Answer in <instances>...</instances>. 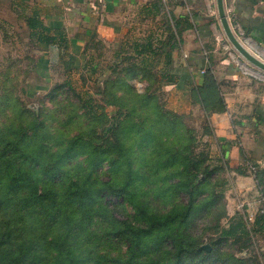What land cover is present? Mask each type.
<instances>
[{
	"label": "rangeland",
	"instance_id": "rangeland-1",
	"mask_svg": "<svg viewBox=\"0 0 264 264\" xmlns=\"http://www.w3.org/2000/svg\"><path fill=\"white\" fill-rule=\"evenodd\" d=\"M150 21L154 24L161 19ZM3 35L0 31V104H4L0 109V122L8 119L6 123H9L14 115L18 117L22 110L27 111L20 121L28 124L35 118L43 122V137L47 139L48 135L54 141L53 152L66 149L71 141L80 137V141L86 143L85 154L78 157L76 165L85 166L84 162L91 164L99 160L100 180L106 182L112 178L116 188L127 184L132 194L129 202L121 198L112 200L115 206L108 210L118 222L137 219L134 205L139 203L142 206L145 198L149 201L145 208L150 214L160 216L169 211L182 212L190 203L189 193L194 192V206L186 227L155 233L153 239H147L134 264L143 261L151 264L153 260L162 264L175 262V252L169 242H164L163 234L172 235L174 238L171 239L178 241V245L183 244V239L192 243L196 241L201 246L212 244L214 252L203 264H264L263 235L251 239L242 237L236 241L219 237L217 222L220 226H227L236 214L242 215V207L232 189V174L226 171V162L221 157V144L212 137L208 113L204 108L193 107L195 103L190 94L182 95L178 106L177 95L163 88L160 76L166 73L167 66L161 61L164 53L158 40L159 32L152 34L154 44L148 48L149 58L141 54L134 56L131 51L124 50L117 58L112 59L111 54L105 53L102 59V52L97 54L94 44L91 59L84 66L71 71L56 68L55 77L49 80L32 77V64L19 57L21 47L11 43V38H2ZM240 59L245 63L242 67L245 72L258 78L262 75L260 79H263V72ZM169 152L177 155V161L171 165L168 163ZM163 163L164 167L157 171ZM141 166L147 169L137 175ZM205 170L211 174H204ZM157 172L160 173L158 178L155 177ZM142 174L145 178H141ZM181 183L185 186L179 190ZM14 220L6 219L15 223ZM103 226L105 223L100 227ZM3 229L0 228V232ZM108 234L102 228L94 237L108 239L104 237ZM29 235L36 240L46 239L45 251L53 254L49 244L56 236L53 230H33ZM92 237L85 234L83 239L87 241ZM18 245L19 239L15 237L2 248V264H18L15 260L9 262L19 258L12 252ZM10 247H13L11 251ZM89 250L94 254L87 255L88 264H97V257L102 253L121 260L130 256L125 245L114 252L108 245ZM183 260L187 262L189 259L185 257ZM56 262L51 258L47 263L28 264ZM101 264L117 262L109 260L101 261Z\"/></svg>",
	"mask_w": 264,
	"mask_h": 264
},
{
	"label": "crops",
	"instance_id": "crops-1",
	"mask_svg": "<svg viewBox=\"0 0 264 264\" xmlns=\"http://www.w3.org/2000/svg\"><path fill=\"white\" fill-rule=\"evenodd\" d=\"M224 7L237 39L264 60V0H224ZM154 18L161 21L153 24ZM0 31L21 47L19 57L32 64L31 76L48 80L65 64L84 66L94 44L102 59L124 50L149 58L152 34L159 32L167 66L160 76L163 88L177 95L178 106L190 94L193 107L202 110V93L219 96L220 103L205 100L212 137L221 144L242 215L252 226L261 216L264 77L242 68L223 33L216 0H0ZM259 235L264 237V227Z\"/></svg>",
	"mask_w": 264,
	"mask_h": 264
},
{
	"label": "trees",
	"instance_id": "trees-1",
	"mask_svg": "<svg viewBox=\"0 0 264 264\" xmlns=\"http://www.w3.org/2000/svg\"><path fill=\"white\" fill-rule=\"evenodd\" d=\"M63 69L71 71L75 68L65 64ZM212 95L210 93L200 95V102L207 113L209 112L205 101L207 97L215 104L221 102L218 95L214 97ZM3 106L4 104H0V109ZM26 112L22 110L20 116L14 115L9 123H6L8 119L0 122V228H4V231L0 232V254L2 248L15 237L19 239L18 247L12 251L19 258L11 259L9 262L15 260L18 264L47 263L53 258L57 260L55 264H88L87 255L94 254V251L89 249L108 245L113 250L111 252H114L125 245L127 253L130 254L129 258L121 260L109 253L106 255L102 253V256L97 257L99 259L97 264L109 260H115L117 264L118 262L134 264L133 261L140 252L142 253L147 239H153L155 233L161 234L173 228L180 230L186 227L194 206L192 200L194 192L189 193L190 203L182 212L169 211L160 216L150 214L145 208V205H149L145 198L146 202L143 201L142 206L139 203L134 205L137 219L118 222L114 214L109 213L108 208L115 206L112 202L115 198L129 202L132 194L127 189V184L116 188L113 186L112 178L106 182L101 181L98 174L101 167L99 160L91 164L84 162L85 166L76 165L78 157L85 154L83 148L86 143L80 141V137L71 141L66 149L53 152L54 141L48 135L47 139L43 137V122L34 118L33 122L22 124L20 119ZM39 150L42 152H36ZM176 156L170 153L168 157L170 165L177 161ZM110 165L114 163L110 162ZM163 167L164 163L156 170L160 171ZM145 169L147 167L141 166L136 172L137 175ZM84 172H87L86 176L82 177ZM203 173L208 172L205 170ZM159 176L160 173H155L156 178ZM141 178H145L144 174ZM101 185L106 186L99 187ZM183 186L185 185L181 183L178 186L179 190ZM8 217L15 219V223L6 221ZM104 223L105 226L100 227ZM263 227L264 215L258 216L252 226L244 215L236 214L228 221L227 226H220L217 222L216 229L220 239L236 241L242 237L253 238ZM102 228L109 233L104 235L108 239L99 240L98 237H94V234L101 233ZM42 229L53 230L56 233L54 240L51 239L49 242L53 254L45 251L46 239L36 240L29 235L33 230ZM81 233L84 234L81 236ZM85 234L93 235L92 239L87 241L86 238L83 239ZM171 238L174 237L163 234L164 242L170 243L176 256L175 262L170 264H203L215 249L211 244L209 245L211 251L207 253L198 250L201 244L196 241L192 243L183 239V244L178 245V241ZM185 257L189 259L187 262L183 260ZM142 264H146V261ZM151 264L162 263L153 260Z\"/></svg>",
	"mask_w": 264,
	"mask_h": 264
},
{
	"label": "water",
	"instance_id": "water-1",
	"mask_svg": "<svg viewBox=\"0 0 264 264\" xmlns=\"http://www.w3.org/2000/svg\"><path fill=\"white\" fill-rule=\"evenodd\" d=\"M216 8L220 25L228 43L243 60L264 73V60H260L251 52H249L234 34L225 12L224 0H216ZM198 250L209 253L211 251V247L209 245H202Z\"/></svg>",
	"mask_w": 264,
	"mask_h": 264
},
{
	"label": "built area",
	"instance_id": "built-area-1",
	"mask_svg": "<svg viewBox=\"0 0 264 264\" xmlns=\"http://www.w3.org/2000/svg\"><path fill=\"white\" fill-rule=\"evenodd\" d=\"M261 165H262V167H264V163H262ZM250 170H251V172H254L255 168L254 167H250ZM259 214L260 215H264V203L260 207ZM262 251L264 252V246H262Z\"/></svg>",
	"mask_w": 264,
	"mask_h": 264
}]
</instances>
